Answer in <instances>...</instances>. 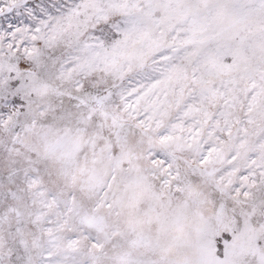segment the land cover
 I'll list each match as a JSON object with an SVG mask.
<instances>
[{"label":"snow or ice","instance_id":"obj_1","mask_svg":"<svg viewBox=\"0 0 264 264\" xmlns=\"http://www.w3.org/2000/svg\"><path fill=\"white\" fill-rule=\"evenodd\" d=\"M0 264H264V0H0Z\"/></svg>","mask_w":264,"mask_h":264}]
</instances>
